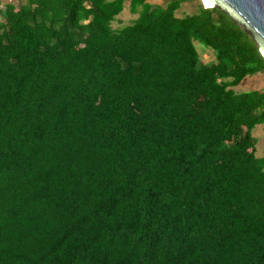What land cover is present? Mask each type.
<instances>
[{"label": "trees", "instance_id": "obj_1", "mask_svg": "<svg viewBox=\"0 0 264 264\" xmlns=\"http://www.w3.org/2000/svg\"><path fill=\"white\" fill-rule=\"evenodd\" d=\"M126 1L0 0V264H264L258 44Z\"/></svg>", "mask_w": 264, "mask_h": 264}, {"label": "rangeland", "instance_id": "obj_2", "mask_svg": "<svg viewBox=\"0 0 264 264\" xmlns=\"http://www.w3.org/2000/svg\"><path fill=\"white\" fill-rule=\"evenodd\" d=\"M153 5L166 6L172 0H148ZM201 0H187L183 1L180 8L176 11L177 16H184L187 14H193L198 11V8L202 5ZM138 14L133 13L130 10L129 0L125 2L124 9L117 15L113 21V27L120 29L123 26L130 24ZM199 50L201 60L204 63H209L215 60L214 52L211 48H208L203 43H196ZM237 92L250 91V90H263L264 89V70L253 75L246 76L242 82L234 86ZM254 137L257 139L256 155L264 156V124L257 125L253 130Z\"/></svg>", "mask_w": 264, "mask_h": 264}, {"label": "water", "instance_id": "obj_3", "mask_svg": "<svg viewBox=\"0 0 264 264\" xmlns=\"http://www.w3.org/2000/svg\"><path fill=\"white\" fill-rule=\"evenodd\" d=\"M246 29L264 56V0H210Z\"/></svg>", "mask_w": 264, "mask_h": 264}, {"label": "bare ground", "instance_id": "obj_4", "mask_svg": "<svg viewBox=\"0 0 264 264\" xmlns=\"http://www.w3.org/2000/svg\"><path fill=\"white\" fill-rule=\"evenodd\" d=\"M202 1L205 3V0H202ZM205 4L208 7L213 5L210 0H207V2Z\"/></svg>", "mask_w": 264, "mask_h": 264}, {"label": "clouds", "instance_id": "obj_5", "mask_svg": "<svg viewBox=\"0 0 264 264\" xmlns=\"http://www.w3.org/2000/svg\"><path fill=\"white\" fill-rule=\"evenodd\" d=\"M202 1V0H201ZM202 5H204L205 3L202 1ZM203 7H205V5L203 6ZM212 7H214L213 5L212 6H209V8H212ZM208 8V7H207Z\"/></svg>", "mask_w": 264, "mask_h": 264}, {"label": "built area", "instance_id": "obj_6", "mask_svg": "<svg viewBox=\"0 0 264 264\" xmlns=\"http://www.w3.org/2000/svg\"><path fill=\"white\" fill-rule=\"evenodd\" d=\"M205 5V7H208V6H206V4H204Z\"/></svg>", "mask_w": 264, "mask_h": 264}, {"label": "snow or ice", "instance_id": "obj_7", "mask_svg": "<svg viewBox=\"0 0 264 264\" xmlns=\"http://www.w3.org/2000/svg\"><path fill=\"white\" fill-rule=\"evenodd\" d=\"M207 2V0H205V3Z\"/></svg>", "mask_w": 264, "mask_h": 264}]
</instances>
